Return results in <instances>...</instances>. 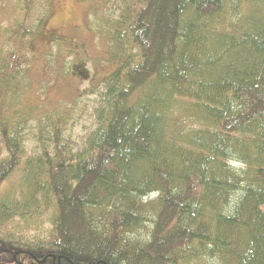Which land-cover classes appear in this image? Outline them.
<instances>
[{
  "label": "trees",
  "instance_id": "16d2710c",
  "mask_svg": "<svg viewBox=\"0 0 264 264\" xmlns=\"http://www.w3.org/2000/svg\"><path fill=\"white\" fill-rule=\"evenodd\" d=\"M35 1L2 0L23 46L0 52V264H264V0H117L96 132L76 153L45 114L29 154L30 42L88 54L29 29Z\"/></svg>",
  "mask_w": 264,
  "mask_h": 264
},
{
  "label": "rangeland",
  "instance_id": "374dc122",
  "mask_svg": "<svg viewBox=\"0 0 264 264\" xmlns=\"http://www.w3.org/2000/svg\"><path fill=\"white\" fill-rule=\"evenodd\" d=\"M104 2L103 0L35 1L26 22L29 29H36L39 19L46 15L47 32L58 36L68 47L72 46L73 40L85 43L88 54L64 57L65 46H52L51 38L37 37L30 42L33 52L30 61L22 69V76H25L21 85L22 96L11 109L17 115L25 112L32 118L26 128V150L29 154L37 151L38 142L34 140L37 139L35 123L46 116L45 114L65 113L68 124L64 138L76 153L84 149L89 136L96 132L99 126L95 113L100 107L102 90L100 82L113 68L100 61L106 57V48L110 43L109 36L104 31L106 25L103 26L101 22L104 23L106 17L107 19L116 17L119 7L117 0H114L107 9ZM98 9L100 12H95ZM103 9H106L105 13L110 15H103ZM17 15L19 12L15 2L8 4L0 0V52L20 49L23 46L22 44L20 47V41L14 31ZM101 15L104 19L100 18ZM32 132L34 134L31 136ZM44 221L47 222L48 219L44 218ZM40 223L35 227L36 231L31 234H36L37 237L40 235L38 238L43 239L44 231L50 227V224L47 222L43 228ZM14 256L16 257L17 254L14 253Z\"/></svg>",
  "mask_w": 264,
  "mask_h": 264
},
{
  "label": "flooded vegetation",
  "instance_id": "af4514ba",
  "mask_svg": "<svg viewBox=\"0 0 264 264\" xmlns=\"http://www.w3.org/2000/svg\"><path fill=\"white\" fill-rule=\"evenodd\" d=\"M55 261H56V259H55V258H53V261H52V262H53V264H55Z\"/></svg>",
  "mask_w": 264,
  "mask_h": 264
}]
</instances>
